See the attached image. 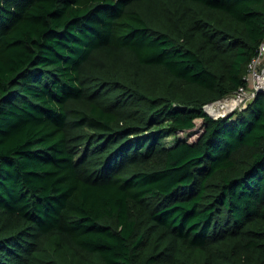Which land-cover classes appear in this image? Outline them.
I'll use <instances>...</instances> for the list:
<instances>
[{"label":"trees","instance_id":"obj_1","mask_svg":"<svg viewBox=\"0 0 264 264\" xmlns=\"http://www.w3.org/2000/svg\"><path fill=\"white\" fill-rule=\"evenodd\" d=\"M263 43L264 0H0V264H264V93L203 107Z\"/></svg>","mask_w":264,"mask_h":264},{"label":"built area","instance_id":"obj_2","mask_svg":"<svg viewBox=\"0 0 264 264\" xmlns=\"http://www.w3.org/2000/svg\"><path fill=\"white\" fill-rule=\"evenodd\" d=\"M245 80L248 86H240L232 94L205 104L204 110L211 116H225L237 109H243L257 92L264 93V43L248 64Z\"/></svg>","mask_w":264,"mask_h":264},{"label":"rangeland","instance_id":"obj_3","mask_svg":"<svg viewBox=\"0 0 264 264\" xmlns=\"http://www.w3.org/2000/svg\"><path fill=\"white\" fill-rule=\"evenodd\" d=\"M198 128H200L199 124H197V129L196 130H198ZM196 133L197 132L190 133V136L189 135L187 136V133H184V134H181L180 136H183V137L187 138L188 140H194V138L196 137ZM165 141H166L167 144H171L172 141H173V138L172 137H168V138L165 139Z\"/></svg>","mask_w":264,"mask_h":264}]
</instances>
